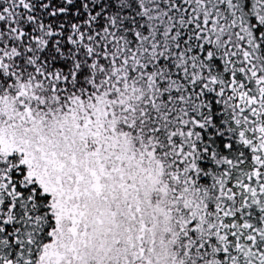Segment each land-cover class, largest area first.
<instances>
[{"label":"snow or ice","instance_id":"6c2138e0","mask_svg":"<svg viewBox=\"0 0 264 264\" xmlns=\"http://www.w3.org/2000/svg\"><path fill=\"white\" fill-rule=\"evenodd\" d=\"M0 264H264V0H0Z\"/></svg>","mask_w":264,"mask_h":264}]
</instances>
